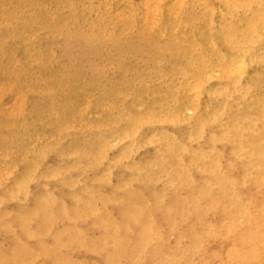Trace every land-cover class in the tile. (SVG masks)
<instances>
[{
    "label": "rangeland",
    "instance_id": "obj_1",
    "mask_svg": "<svg viewBox=\"0 0 264 264\" xmlns=\"http://www.w3.org/2000/svg\"><path fill=\"white\" fill-rule=\"evenodd\" d=\"M0 264H264V0H0Z\"/></svg>",
    "mask_w": 264,
    "mask_h": 264
},
{
    "label": "bare ground",
    "instance_id": "obj_2",
    "mask_svg": "<svg viewBox=\"0 0 264 264\" xmlns=\"http://www.w3.org/2000/svg\"><path fill=\"white\" fill-rule=\"evenodd\" d=\"M105 147H106V145H105ZM176 163H177V162H176ZM176 163H175V164H176ZM245 188H246V187H245ZM243 190H244V189H243ZM241 192H242V191H241ZM244 193H245V191H244ZM245 200H246V199H245ZM221 202H222V201H221ZM217 241H219V240H217ZM213 242H214V241H213ZM232 242H233V241H232ZM250 243H251V242H250ZM256 243H257V242H256ZM213 244H214V243H213ZM216 244H219V243H216ZM228 244H229V243H228ZM258 244H259V243H258ZM230 245H231V244H230ZM217 246H218V245H217ZM218 247H219V246H218ZM215 248H216V246H215ZM227 248H228V246H227ZM224 250H225V249H224ZM224 250H223V252H225ZM218 251H219V250H218ZM217 253H218V252H217ZM220 253H221V252H220ZM185 255H186V254H185ZM251 261H252V260H251ZM234 262L236 263V261H234ZM234 262H233V263H234Z\"/></svg>",
    "mask_w": 264,
    "mask_h": 264
}]
</instances>
